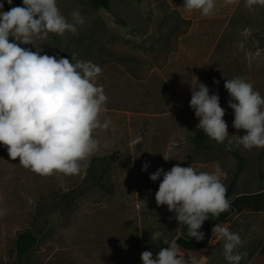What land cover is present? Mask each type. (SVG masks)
<instances>
[{
  "label": "rangeland",
  "instance_id": "obj_1",
  "mask_svg": "<svg viewBox=\"0 0 264 264\" xmlns=\"http://www.w3.org/2000/svg\"><path fill=\"white\" fill-rule=\"evenodd\" d=\"M56 2L69 22L73 11L85 22L78 34L60 36L61 44L49 34L37 46L43 47L42 55L58 57L64 51L70 61L75 54L102 69L96 84L103 86L108 100L100 121L111 123L108 130L94 131L99 150L73 175L36 174L19 158L12 160L0 143V210H6L0 215V264L16 262L18 234L34 228L42 230L26 264H143L142 252L151 251L155 258L169 247L152 241V232L169 241L188 234L167 205L157 207L155 194L163 177L154 182L152 173L177 164L192 165L197 173L219 169L221 182L226 189L229 185L237 162L224 146L229 141L237 145L235 135L246 131L233 127L234 110L224 85L227 79L244 77L264 97V6L250 11L245 0L233 5L216 0L212 14L202 16L199 10L188 11L185 0H112V11L86 0ZM19 6H24L22 0ZM20 46L36 51L33 45ZM199 82L209 87L210 95L218 93L228 125L229 137L209 152L196 150L192 140L199 118L190 100L192 85L196 90ZM238 146L248 163L234 195L263 190L264 156L259 154L264 149ZM163 154L173 159L165 161ZM103 156L114 158L112 191L93 186L65 204L64 195L85 181L90 161ZM96 165L98 170L100 162ZM256 214L247 209L220 224L240 235L242 247L236 251L247 253L240 264H251L264 242V232L251 228ZM222 245L213 234L200 264H228Z\"/></svg>",
  "mask_w": 264,
  "mask_h": 264
},
{
  "label": "clouds",
  "instance_id": "obj_2",
  "mask_svg": "<svg viewBox=\"0 0 264 264\" xmlns=\"http://www.w3.org/2000/svg\"><path fill=\"white\" fill-rule=\"evenodd\" d=\"M13 0H7L11 5ZM24 6L0 11V143L7 147L12 160L41 176L56 172L65 175L78 174L81 162L99 150L93 137L97 129L108 130L110 119L100 121L106 111L108 97L96 80L102 69L91 61H82L41 54L49 34L64 36L66 32L78 34V26L85 20L79 11L71 13L69 22L60 12L56 0H22ZM233 5L237 0H224ZM255 5L264 6V0H245L251 11ZM188 11L199 10L209 16L216 7V0H185ZM4 4L0 3V10ZM10 38L13 42H10ZM20 45H33L24 48ZM72 61H75L73 63ZM219 83V81H215ZM224 87L229 93L228 106L234 110L233 127L245 130L238 137L237 145L245 149H264V97L253 89L244 77L227 79ZM210 89L199 82L192 85L190 107L199 118L197 129L216 143H224L229 137L228 125L223 119L225 109L220 97L210 95ZM231 141H229V145ZM165 161L171 158L163 154ZM146 162L142 171H147ZM155 194L157 207L167 205L179 224L188 228V236L202 241L200 231L204 222L218 218L230 207L227 189L220 179V170L214 173L199 172L191 166L174 165L171 170L159 168L150 175L152 181L160 180ZM6 210H0L5 215ZM212 233L223 242V256L228 264H240L246 252L238 233L227 226L216 224ZM161 232H152L151 240H162L167 248H161L155 258L151 251L141 253L143 264H188L178 243L161 239ZM191 257V256H190ZM191 264H200L191 257Z\"/></svg>",
  "mask_w": 264,
  "mask_h": 264
},
{
  "label": "trees",
  "instance_id": "obj_3",
  "mask_svg": "<svg viewBox=\"0 0 264 264\" xmlns=\"http://www.w3.org/2000/svg\"><path fill=\"white\" fill-rule=\"evenodd\" d=\"M21 0H13L12 4L9 5L7 0L4 3V11H9L10 8L19 6ZM90 5L96 8H103L108 11H112V0H86ZM57 39L58 44H61L60 35L54 34ZM69 58L70 55L67 52L59 51L58 58ZM194 147L198 151L209 152L213 148L218 146L214 140L209 139L201 130L193 129ZM226 151H228L236 160V170L229 182L227 187L226 198L229 200L230 207L221 213L218 218H212L209 214V219L206 220L200 229L205 234L202 241H197L194 238H190L188 234L179 235L176 237L175 241L179 245V250L183 253L186 258L191 260V257L197 258L199 261L206 254L210 242L213 238L212 229L216 224L225 223L230 220L232 214L241 212L247 208L258 211L264 209V189L257 191L255 193H242L234 195L236 183L240 174L244 171L248 161L242 154L240 147L238 145H225ZM260 157L264 156V150L259 154ZM96 161L100 162V167L97 170ZM114 162L112 156H103L99 158H93L88 166V174L85 177V181L72 192H68L64 195L63 202L65 204L69 203L71 200L75 199L77 195L82 194L85 190L93 186H98L103 189L112 191V186L110 185V174L111 166ZM41 210V206L39 207ZM54 209H52V212ZM43 217L45 214L39 212ZM42 223H39L41 225ZM185 229L188 232L187 226ZM42 229H30L25 230L18 234L16 240V253L17 260L14 264H26V260L29 257L34 245L37 242V237ZM191 256V257H190ZM251 264H264V243L258 249V251L252 256L250 260Z\"/></svg>",
  "mask_w": 264,
  "mask_h": 264
},
{
  "label": "crops",
  "instance_id": "obj_4",
  "mask_svg": "<svg viewBox=\"0 0 264 264\" xmlns=\"http://www.w3.org/2000/svg\"><path fill=\"white\" fill-rule=\"evenodd\" d=\"M247 209H249V208H247ZM247 209H245V210H243V211H241V212H244V211H246ZM241 212H238V214H240ZM256 218H255V220L253 221V226L251 227V228H255V230H257L258 232H264V209H262V210H258V211H256ZM235 214V213H234ZM234 214H232V216L234 215ZM231 216V217H232ZM231 219V218H230ZM227 222H231V220H229V221H227ZM226 223V222H225ZM264 243V242H263ZM262 243V244H263ZM261 244V245H262ZM261 247V246H260ZM259 247V248H260ZM258 248V249H259ZM258 251V250H257ZM256 251V252H257ZM255 252V253H256Z\"/></svg>",
  "mask_w": 264,
  "mask_h": 264
}]
</instances>
